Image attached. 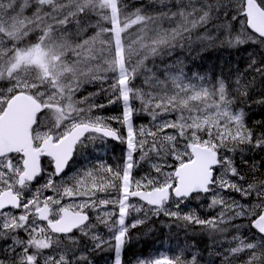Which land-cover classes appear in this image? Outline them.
Masks as SVG:
<instances>
[{"label":"snow or ice","instance_id":"1","mask_svg":"<svg viewBox=\"0 0 264 264\" xmlns=\"http://www.w3.org/2000/svg\"><path fill=\"white\" fill-rule=\"evenodd\" d=\"M153 4L159 10L149 14L129 11L126 0H0V264H91L89 252L105 248L114 252V264H122L130 229L161 214L200 225L212 236L238 233L236 221L247 220L253 238L233 235L225 264L241 253H247L242 264H264V165L252 164L246 178L227 154L245 146L264 151V133L257 135L244 111L235 109L249 87L237 78L233 92L223 78L210 84L198 74L193 82L182 70L166 69L161 80L145 63L190 45L202 28L200 42L264 47V0ZM234 22L240 26L235 34ZM248 67L264 77V62L253 57ZM141 75L147 89L135 84ZM97 82L109 104L121 105L119 116H94L92 110L105 105L76 99L84 84ZM256 102L264 104V98ZM138 114L149 116L152 126L137 129ZM170 114L175 118L168 119ZM105 138L126 145L120 165L101 164L57 183L78 150ZM45 157L50 171L42 165ZM145 160L150 171L134 178ZM231 192L248 202L225 195ZM209 193L216 216L181 212L186 202ZM133 198L143 204L137 207ZM133 211L144 218L129 224ZM138 264L187 262L161 255Z\"/></svg>","mask_w":264,"mask_h":264},{"label":"trees","instance_id":"2","mask_svg":"<svg viewBox=\"0 0 264 264\" xmlns=\"http://www.w3.org/2000/svg\"><path fill=\"white\" fill-rule=\"evenodd\" d=\"M129 11H135L137 8H143L149 14H153L159 10V5H154L153 0H126ZM167 26V25H165ZM216 33L213 24L207 26ZM205 29H199L193 33V40L190 45L185 47L179 46L171 50L168 54L167 50L161 56L150 57L145 63L147 68L151 69L161 80H163L166 69L175 73L182 70L185 76L196 81V76H203L210 84H214L218 78H223L230 86V91L235 90V82L240 79L242 85L249 87L247 97L237 100L235 109L244 111L245 123L257 135L264 133V104H259L256 101L264 98V77H261L253 69L249 68V64L253 57L257 62H264V47L259 44H254L251 41L242 44L228 45L221 43L218 39L213 43L200 42L196 40V36L203 34ZM234 34L240 31L239 24L234 22ZM223 37L221 36V39ZM254 78V79H253ZM145 76H138L135 80L137 87L144 86ZM108 87L107 84L104 85ZM101 84L99 82L93 84H84L81 90L76 94L77 100H82L88 97L87 103H96L105 105L102 108H95L94 112L97 116L107 120L108 117L119 116L122 112L119 103L109 104L108 93L100 92ZM99 93V95H90ZM140 107L137 102L135 105ZM168 119H174L175 114H170ZM133 123L137 129L141 126L150 128L152 121L146 114H138L134 116ZM114 128L121 129V133L126 136V129L116 122L111 121ZM168 131H172L169 129ZM234 155L236 165L246 178L250 177L248 168L252 164L264 165V151L259 149L249 150L244 147V150L237 151ZM126 155V145L112 142H105L103 145L96 143L90 145L87 149L78 150L74 155L72 162L68 166L64 175L58 179L62 182L75 176L78 172H83L85 169L99 167L101 164L110 166H118ZM137 158L139 153L136 154ZM248 163L244 164L243 161ZM43 167L51 170L49 161L43 162ZM150 171V164L147 160L140 162L139 166L133 170L134 178H140L145 173ZM259 173H264V167L259 168ZM258 173V174H259ZM46 177V175L44 176ZM43 178L39 179V183ZM235 179V178H233ZM211 193L202 195L200 200H189L185 205L181 206L182 213H194L201 219H207L218 214L219 209H210ZM226 196H231L236 200L247 203L243 198L235 192L225 193ZM252 198L249 197V200ZM146 211V209H145ZM137 218H144V212L133 211L127 218V223L131 224ZM237 224L241 225L239 232L230 230L224 235L216 234L212 236L202 226L196 224H187L184 221H176L173 218L165 217L163 214L157 216L150 215L143 224L138 225L134 229H130L129 241L124 246L121 253L122 264H138L141 259H155L161 255L175 258L179 256L181 260L187 264H193L192 257H195V264H225V256L230 247H234L235 243L232 240L233 235H240L248 241L252 240V232L247 227V220H237ZM258 239V237H257ZM215 241V243H214ZM5 247V242L0 240V249ZM90 247V245H89ZM91 264H114L115 254L113 251L105 248L89 252ZM247 253H241L240 257L231 258V264H242L243 258H246Z\"/></svg>","mask_w":264,"mask_h":264},{"label":"rangeland","instance_id":"3","mask_svg":"<svg viewBox=\"0 0 264 264\" xmlns=\"http://www.w3.org/2000/svg\"><path fill=\"white\" fill-rule=\"evenodd\" d=\"M92 115L97 116L96 113L94 112V109L92 110ZM104 142H105L104 140H103V141H100L99 139L96 140V143H100V145H103ZM46 179H47V175H46V177H43V179H42L39 183H37L35 186H33V187H34V188L39 187L41 184H43V183L45 182ZM57 183H60V181L57 180ZM46 194H51V193H46ZM65 202L67 203V202H69V201H68V200H65ZM131 202H132L134 205H136L137 207L141 206V204L138 203V202H136V201H131ZM131 213H132V212H131ZM90 214L92 215V219H93V221H95V213L90 211ZM98 231L101 233V235L107 237L108 232H107V230H106L103 226H101V227L98 229ZM21 236H23V233H21Z\"/></svg>","mask_w":264,"mask_h":264},{"label":"water","instance_id":"4","mask_svg":"<svg viewBox=\"0 0 264 264\" xmlns=\"http://www.w3.org/2000/svg\"><path fill=\"white\" fill-rule=\"evenodd\" d=\"M106 140H112V141H114L115 143H119V141H116V140H113V139H111V138H105ZM46 158V157H45ZM49 159V158H48ZM72 160H70L69 161V163L71 162ZM67 169V168H66ZM66 169H65V171H66ZM61 175H63V173L61 174ZM132 200H137V201H139L138 200V198H133ZM139 202H141L142 204H143V202L142 201H139ZM17 211V210H16Z\"/></svg>","mask_w":264,"mask_h":264},{"label":"flooded vegetation","instance_id":"5","mask_svg":"<svg viewBox=\"0 0 264 264\" xmlns=\"http://www.w3.org/2000/svg\"><path fill=\"white\" fill-rule=\"evenodd\" d=\"M44 161H49V160H48V159H43V160H42V164H43ZM90 216L92 217L91 214H90Z\"/></svg>","mask_w":264,"mask_h":264}]
</instances>
